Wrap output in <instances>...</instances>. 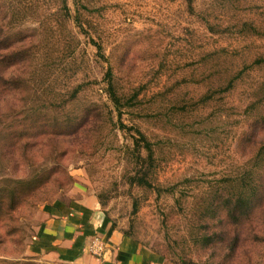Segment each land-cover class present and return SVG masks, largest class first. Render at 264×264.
Segmentation results:
<instances>
[{
    "label": "rangeland",
    "instance_id": "1",
    "mask_svg": "<svg viewBox=\"0 0 264 264\" xmlns=\"http://www.w3.org/2000/svg\"><path fill=\"white\" fill-rule=\"evenodd\" d=\"M189 1L0 0V44L12 45L0 53V70L26 61L31 79L15 111L0 103V264H66L30 247L45 206L77 189L98 197L114 225L163 264H264V248L237 244L231 217L210 223L216 242L207 249L194 234L205 223L192 221L204 201L236 187L228 181L244 172L264 140L251 123L264 92V37L242 28L245 21L264 25V0ZM109 70L119 89L140 93L134 113L122 119L105 93ZM239 73L231 92L201 103L222 77ZM79 85L78 99L63 107ZM40 110L57 117L46 124L89 116L97 130L79 138L56 131L42 146L28 121ZM136 126L158 143L159 192L130 183L140 169L132 154ZM42 174L48 180L33 192L13 182Z\"/></svg>",
    "mask_w": 264,
    "mask_h": 264
},
{
    "label": "trees",
    "instance_id": "2",
    "mask_svg": "<svg viewBox=\"0 0 264 264\" xmlns=\"http://www.w3.org/2000/svg\"><path fill=\"white\" fill-rule=\"evenodd\" d=\"M189 2L191 3V0ZM68 14L69 10L65 13V17L68 16ZM242 28L245 29V34L254 32L264 37V31L259 30L260 28L264 30V25L261 27L260 24L256 25L254 21H245ZM0 34L4 33L2 32ZM11 48V44H0V53L1 51H10L12 50ZM16 49L22 51L19 47ZM15 66H17V68H15ZM27 68L26 61H22V64L16 63V65L11 66L5 71L0 70V90H3L2 94H8L3 97L0 96V103H5L6 101L7 104H10L9 106L12 112L15 111L14 107L16 106V101H20V99H18L20 97L19 95L29 92L31 79L27 77ZM20 71H22V73ZM241 79L240 73L222 77L220 79L222 83L217 85V88L211 87V89L200 97L199 100L204 106L209 105L215 100L214 97L216 95L231 92L235 88L237 81ZM82 90V85L77 86L72 91L71 98L64 100L63 107H67L68 104L77 100ZM262 92L261 97L256 101V106L253 107L255 108V113H253L251 117V123L264 132V92ZM105 93L120 119H122L125 111H129L133 114V110L137 107L135 104L141 100L139 91L131 95V93L119 89L111 70L107 73ZM16 96H18V98H16ZM4 97L6 98L3 99ZM21 100H23V98H21ZM160 104L161 103H159V105ZM46 106L45 108L47 109L54 108V104L52 103H48V106ZM161 108L162 106L157 107L159 110ZM253 108L251 110H253ZM89 114L90 113H88V115ZM44 115L47 114H43L40 110L38 114L34 115L32 118H28V121H31L33 129H39L38 131L41 132L40 136L42 139L37 144H42V146L45 147L47 146L45 142L47 138L44 136L58 137L56 131L59 133L67 132L68 135L79 138L77 137L79 134L84 137L86 134H89V132L92 133L97 130L96 125L91 124L92 121H89V116L83 121L79 119H69L66 116L64 120L59 123L46 124L45 122H51L52 120L57 121V117H53L55 119H50L48 116ZM85 125H88V128L83 131L82 128H84ZM121 126L125 128L123 124H121ZM48 127L52 128L55 132L50 133ZM24 130V128H20L18 132L14 133L16 136H19L17 137L18 141L15 142L14 145L21 147L24 139L22 137L25 135ZM133 130L138 135V138L134 137L133 139L134 148L132 154L136 156V163L140 169L133 177H130V183L132 185L144 187L147 190H158L159 192L162 188L157 186L154 181L157 180L154 174L157 160V149L155 147L158 143L152 141L153 135L149 133V131H145L142 126H136ZM29 139L30 137H27V141H29ZM75 143V145H81L79 139H76ZM58 144L60 145L61 143L58 142ZM24 145L28 148L27 144ZM256 146L259 147V151L250 156L251 159L248 161V167H246L244 172L239 173L235 178L228 181L231 182V185H236V187H232L231 189L229 187L227 189H220V195L216 193L213 195L214 198L212 200L210 199L203 202L201 211L199 210L200 208H197L196 211L193 210L192 221L195 223L200 221L205 223V227L202 229L203 231L196 229L197 231L194 233L196 237L195 242L201 249H207L211 247L212 244H215L216 238L213 235H209V225L215 221L220 222L224 217H228V219L231 217L234 219L236 222V229L240 230V232H237V237H235L237 244L243 242L241 245L245 247V243L248 241L260 248H264V140L259 142ZM26 158L27 156L24 157V159ZM32 180L30 183L26 180H17L13 182L15 185H25L33 192L35 187H32L36 186L37 188L38 184L44 183L48 180V177L46 174H42L40 177ZM135 211H138L137 207ZM182 264H186V261L182 260ZM190 264L199 263L193 261Z\"/></svg>",
    "mask_w": 264,
    "mask_h": 264
},
{
    "label": "crops",
    "instance_id": "3",
    "mask_svg": "<svg viewBox=\"0 0 264 264\" xmlns=\"http://www.w3.org/2000/svg\"><path fill=\"white\" fill-rule=\"evenodd\" d=\"M95 237L105 244L101 256L91 251ZM30 248L33 255L48 262L163 264L114 225L98 197L81 189L74 190L68 199L45 206L43 222Z\"/></svg>",
    "mask_w": 264,
    "mask_h": 264
},
{
    "label": "built area",
    "instance_id": "4",
    "mask_svg": "<svg viewBox=\"0 0 264 264\" xmlns=\"http://www.w3.org/2000/svg\"><path fill=\"white\" fill-rule=\"evenodd\" d=\"M105 250V244L99 237H95L91 243V251L96 256H101Z\"/></svg>",
    "mask_w": 264,
    "mask_h": 264
}]
</instances>
